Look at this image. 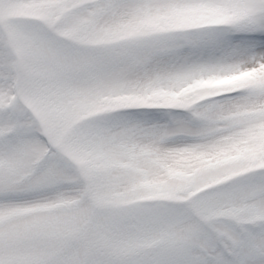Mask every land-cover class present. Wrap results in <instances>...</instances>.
Here are the masks:
<instances>
[{
    "label": "snow or ice",
    "instance_id": "6c2138e0",
    "mask_svg": "<svg viewBox=\"0 0 264 264\" xmlns=\"http://www.w3.org/2000/svg\"><path fill=\"white\" fill-rule=\"evenodd\" d=\"M0 264H264V0H0Z\"/></svg>",
    "mask_w": 264,
    "mask_h": 264
}]
</instances>
